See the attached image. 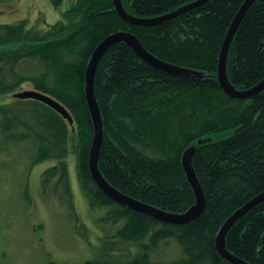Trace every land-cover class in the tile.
<instances>
[{
	"label": "trees",
	"instance_id": "obj_1",
	"mask_svg": "<svg viewBox=\"0 0 264 264\" xmlns=\"http://www.w3.org/2000/svg\"><path fill=\"white\" fill-rule=\"evenodd\" d=\"M194 1L121 0L127 13L143 18ZM243 2L208 0L170 20L140 26L123 21L112 0H78L67 13L70 17L45 31L28 26L26 20L0 24V97H12L23 82L30 81L73 118L70 125L42 102L12 97L16 101L0 103V129L15 122L32 129L39 145L31 166L54 159L42 171L41 184L55 189L62 183L67 194L68 144L74 135L77 177L89 205L107 207L104 220H110L111 227L122 223L114 229L118 238H111L113 246L83 264H231L215 248L217 233L236 210L264 192V89L235 99L224 93L217 79L221 44ZM118 31L134 34L162 61L204 72L199 77L171 75L147 64L121 41L104 52L94 74L103 124L98 167L114 188L162 210L185 212L195 199L181 156L195 146L192 165L205 204L186 223L164 222L123 206L91 178L88 154L93 126L84 93L85 69L95 46ZM31 57L44 61L50 71L41 77L16 73L15 65ZM226 75L238 90L264 79V0H255L243 15L228 50ZM17 114L29 116L23 122ZM205 138L210 140L197 143ZM106 230L103 235H108ZM162 241H173L177 255L152 258ZM123 242H132L134 250L123 251ZM225 248L249 264H264V200L230 227Z\"/></svg>",
	"mask_w": 264,
	"mask_h": 264
},
{
	"label": "rangeland",
	"instance_id": "obj_2",
	"mask_svg": "<svg viewBox=\"0 0 264 264\" xmlns=\"http://www.w3.org/2000/svg\"><path fill=\"white\" fill-rule=\"evenodd\" d=\"M66 1L57 8L53 0H0V24L26 20L28 26L45 31L58 20H65L69 13ZM70 16L68 14L66 19ZM179 67L192 75L204 73ZM14 70L25 76L41 77L50 68L38 57H31L20 60ZM17 89L15 92L35 90L30 81L23 82ZM13 101L16 100L11 95L0 97V103ZM17 115L23 122L27 120L24 117L29 116ZM33 133L20 122L13 123L8 129H0V264H83L98 258L106 246H113L114 229L122 223L111 227L110 220H104L107 207L89 205L77 177L74 135L68 144L70 194L62 191L65 190L62 183L55 189L41 184L42 171L55 160L31 166L39 145V138L32 136ZM22 134L28 135L24 136L26 139ZM103 229H107L108 235H103ZM114 238L118 237L114 235ZM125 248L134 250L135 246L132 242H123V251ZM176 253L173 241L167 244L162 241L151 255L154 259L165 260Z\"/></svg>",
	"mask_w": 264,
	"mask_h": 264
},
{
	"label": "water",
	"instance_id": "obj_3",
	"mask_svg": "<svg viewBox=\"0 0 264 264\" xmlns=\"http://www.w3.org/2000/svg\"><path fill=\"white\" fill-rule=\"evenodd\" d=\"M206 1L208 0H196L194 2L181 6L167 14L158 17L143 18V17H136L127 13L122 5L121 0H112L115 11L123 21L132 25H140V26H151L154 24L164 22L166 20H170L193 7L205 3ZM254 1L255 0H244V2L242 3L241 7L237 11L235 17L231 22L230 27L228 28L224 36L217 60V79L219 82V86L227 96L235 99L249 98L264 89V79L250 89L247 90L235 89L234 86L229 82L226 75V59L231 41L234 37V34L241 19L243 18V15ZM121 41L132 47L133 50L137 53V55L147 64L163 72L175 76L199 77L197 75L190 74L187 69L179 67V65L176 66L175 64L158 59L141 45V43L134 34L128 31H118L103 38L93 49L90 58L88 60V63L86 65L85 75H84L85 99H86L87 107L89 109L92 126H93V136L88 154V168L91 178L96 183V185L102 190L104 194H106L112 200L123 206H126L137 212L144 213L150 217L156 218L164 222L173 223V224L186 223L190 220L195 219L201 213L205 204L204 192L192 165L193 155L196 150L194 145H191L188 148H186L181 156V166L185 173L186 180L188 181L192 189L193 196L195 199L194 204L190 206L183 213H171L122 193L121 191L114 188L109 182H107V180L103 177V175L99 170L98 157L103 140V124H102V118H101L98 102L94 92V74L98 62L102 57V55L104 54V52L111 45ZM12 97L19 99H34L39 102H42L48 105L49 107H51L52 109H54L55 111H57L64 119L68 121L70 125H72L73 123V118L71 117L69 111L59 101H57L52 96L46 93H43L38 90H24L12 94ZM206 140H210V138L198 139L197 143L202 144ZM262 200H264V192L257 195L249 202H247L245 205H243L241 208L236 210L230 217L227 218V220L223 223V225L219 229L216 236L215 248L217 249L219 255L229 263L249 264L246 261L235 256L225 248V236L228 230L230 229V227L240 217L246 214L249 210H251L256 204H258Z\"/></svg>",
	"mask_w": 264,
	"mask_h": 264
},
{
	"label": "flooded vegetation",
	"instance_id": "obj_4",
	"mask_svg": "<svg viewBox=\"0 0 264 264\" xmlns=\"http://www.w3.org/2000/svg\"><path fill=\"white\" fill-rule=\"evenodd\" d=\"M62 2H64V0H59V4H57V8H59L62 5ZM66 2L68 4L67 10L69 9L68 11H70L73 5H75L78 2V0H67Z\"/></svg>",
	"mask_w": 264,
	"mask_h": 264
}]
</instances>
